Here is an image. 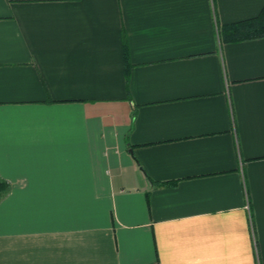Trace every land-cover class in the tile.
<instances>
[{
	"label": "crops",
	"instance_id": "0c3cea01",
	"mask_svg": "<svg viewBox=\"0 0 264 264\" xmlns=\"http://www.w3.org/2000/svg\"><path fill=\"white\" fill-rule=\"evenodd\" d=\"M263 6L0 0V264H264Z\"/></svg>",
	"mask_w": 264,
	"mask_h": 264
},
{
	"label": "trees",
	"instance_id": "16d2710c",
	"mask_svg": "<svg viewBox=\"0 0 264 264\" xmlns=\"http://www.w3.org/2000/svg\"><path fill=\"white\" fill-rule=\"evenodd\" d=\"M217 35L221 43H235L245 40L264 38V6L255 18L225 25L217 29ZM125 50V73L128 77V60Z\"/></svg>",
	"mask_w": 264,
	"mask_h": 264
}]
</instances>
